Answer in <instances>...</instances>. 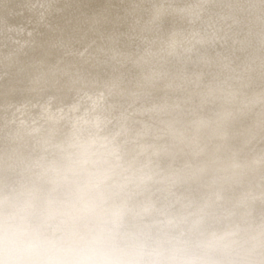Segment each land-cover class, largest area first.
Masks as SVG:
<instances>
[{
	"label": "rangeland",
	"instance_id": "374dc122",
	"mask_svg": "<svg viewBox=\"0 0 264 264\" xmlns=\"http://www.w3.org/2000/svg\"><path fill=\"white\" fill-rule=\"evenodd\" d=\"M1 220L72 257L264 264V0H0Z\"/></svg>",
	"mask_w": 264,
	"mask_h": 264
},
{
	"label": "clouds",
	"instance_id": "9594fccd",
	"mask_svg": "<svg viewBox=\"0 0 264 264\" xmlns=\"http://www.w3.org/2000/svg\"><path fill=\"white\" fill-rule=\"evenodd\" d=\"M10 253L16 257L12 264H119L116 260H108L103 257H65L61 259H49L43 254V250H36L31 246L28 238L23 236H15L6 238V230L2 221H0V256ZM27 252L31 255L20 258L19 254ZM0 264H5L0 260Z\"/></svg>",
	"mask_w": 264,
	"mask_h": 264
},
{
	"label": "bare ground",
	"instance_id": "6f19581e",
	"mask_svg": "<svg viewBox=\"0 0 264 264\" xmlns=\"http://www.w3.org/2000/svg\"><path fill=\"white\" fill-rule=\"evenodd\" d=\"M72 112V111H71ZM81 174V173H80ZM87 181V180H86ZM59 182V181H58ZM56 183V182H55ZM86 202V201H85ZM3 204V203H2ZM35 205L29 204L25 207V209H29L31 207H33ZM100 214V213H99ZM12 215V214H11ZM102 215V214H101ZM16 216V215H15ZM3 218V217H2ZM12 219V218H11ZM2 221V220H1ZM4 221V220H3ZM2 221V222H3ZM10 224V223H9ZM14 229V228H13ZM25 231V230H24ZM9 232V230H8ZM33 234V233H32ZM35 235V234H34ZM15 236H23L19 231H14L9 233V236H7L6 238H11V237H15ZM66 237V236H65ZM83 237V236H82ZM31 242V246L36 249V250H43V254L46 255L49 259H61V258H65V257H72L73 255H75V250L72 249L71 247H63V248H58L56 246H53L51 242H47L45 243H41L39 242L37 239L35 238H28ZM38 244V245H37ZM99 253V252H97ZM32 253H27V252H23L19 254L20 258H24L25 256L31 255ZM76 256V255H75ZM79 256V255H78ZM16 257H14L12 254L10 253H5L2 256H0V260H3L5 262V264H12V261L15 259Z\"/></svg>",
	"mask_w": 264,
	"mask_h": 264
}]
</instances>
